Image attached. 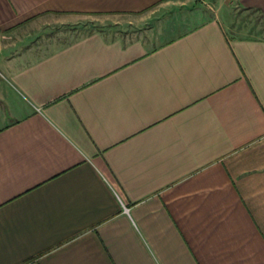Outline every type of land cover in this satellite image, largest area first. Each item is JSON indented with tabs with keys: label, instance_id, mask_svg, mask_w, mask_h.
<instances>
[{
	"label": "crops",
	"instance_id": "obj_1",
	"mask_svg": "<svg viewBox=\"0 0 264 264\" xmlns=\"http://www.w3.org/2000/svg\"><path fill=\"white\" fill-rule=\"evenodd\" d=\"M175 2L0 0V264H264V0L63 39Z\"/></svg>",
	"mask_w": 264,
	"mask_h": 264
},
{
	"label": "rangeland",
	"instance_id": "obj_2",
	"mask_svg": "<svg viewBox=\"0 0 264 264\" xmlns=\"http://www.w3.org/2000/svg\"><path fill=\"white\" fill-rule=\"evenodd\" d=\"M212 5L210 0H176L173 4H163L139 15L82 16L79 23L83 27L77 31L73 29L66 35L64 32L63 39L75 38L77 35L101 29L125 39L142 38L149 48H153L211 17L214 13ZM259 22L258 14L241 10L237 12L232 30L234 34L257 37L262 35Z\"/></svg>",
	"mask_w": 264,
	"mask_h": 264
},
{
	"label": "built area",
	"instance_id": "obj_3",
	"mask_svg": "<svg viewBox=\"0 0 264 264\" xmlns=\"http://www.w3.org/2000/svg\"><path fill=\"white\" fill-rule=\"evenodd\" d=\"M126 208V207H125ZM127 209V208H126Z\"/></svg>",
	"mask_w": 264,
	"mask_h": 264
}]
</instances>
